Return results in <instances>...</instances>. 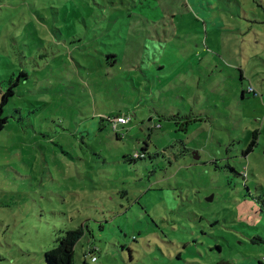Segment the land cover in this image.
<instances>
[{
  "label": "rangeland",
  "instance_id": "374dc122",
  "mask_svg": "<svg viewBox=\"0 0 264 264\" xmlns=\"http://www.w3.org/2000/svg\"><path fill=\"white\" fill-rule=\"evenodd\" d=\"M131 1L147 12L0 0V101L20 77L0 131V264H46L78 227L74 264L264 258V0ZM89 25L128 33L117 66L92 65ZM186 147L197 163L175 159Z\"/></svg>",
  "mask_w": 264,
  "mask_h": 264
},
{
  "label": "trees",
  "instance_id": "16d2710c",
  "mask_svg": "<svg viewBox=\"0 0 264 264\" xmlns=\"http://www.w3.org/2000/svg\"><path fill=\"white\" fill-rule=\"evenodd\" d=\"M120 1H121V4H124V0H120ZM140 3H141V5L137 4L136 2H132L130 0L129 7L136 8L137 10H140V12H141V10L144 12H147V10L143 9V6L146 7V4H143V2H140ZM119 9H120V7H119ZM128 15L132 16L133 15L132 11H130L128 13ZM159 28L161 30H164L163 26H161ZM103 31L104 30L102 28H100L97 31L94 26L89 25V33H88L87 39H85V41L82 42L83 43L82 48L93 44L94 53L97 56L93 57V60H91L92 65H94L97 62L98 66L101 65L102 63L103 64L109 63L108 64L109 66H117L119 64V61L122 60L121 53L124 52L123 46H124L125 40L127 39L126 36L128 35V33L123 28H118V30H116L114 34H110L108 29L104 32ZM166 32L167 31H165V33ZM149 34H150V36L155 35L152 33H149ZM121 43H122V48L120 51ZM102 46H104L106 48V50H103ZM82 48H80V49H82ZM66 52H67V50H66ZM119 52H121V53H119ZM89 56H91V54H89ZM75 62H76L75 65L79 64L82 67L84 66V64L87 65L86 63H82L81 61L75 60ZM145 64L150 66L151 72L153 74L157 73V71L154 70L153 66H156V69L164 67V65L160 64L159 62L147 63V61L143 60L139 63L138 67H133V68L138 69L141 72H144V71H142L141 66L145 65ZM21 75L25 76V78L29 77V73H27L26 71H22ZM154 78H155V81L157 80V81L161 82L160 81V75H154ZM189 78H190L189 76L185 77L187 82L189 81ZM10 83L11 84H10L9 88L3 93L2 99L0 101V131H2L6 127L7 123L9 122V116L5 114V107H6L7 103L9 102L10 97L14 96L16 94L15 88L20 85V77H18L17 79H15L14 77H11ZM242 93L245 96L246 91L243 90ZM121 114L122 113L117 114L116 116H119ZM253 134H254V140L251 141V143L247 149V153L252 151L255 144L257 143L256 138L258 135V131L257 130L254 131ZM142 149H143V151L147 150L146 146L143 147ZM199 153H201V151H199ZM173 155H174L175 159L178 157H180L182 159H186V157H188L189 163L192 162L190 164H193V162L197 163L200 160V159H198V160L195 159V157L193 155V149L187 148V147L183 150H179L178 153H177V150L174 151ZM134 156L136 158H133V159L136 160L137 158L146 157V154L144 152L142 154L137 152ZM169 160L172 161L171 159H169ZM171 163H173V162H171ZM83 234H84V228L83 227H78L77 229L67 230L64 235L59 237L58 246H56L52 249H49L45 252L44 256H45L46 264H74L75 247H76L77 243L80 241V239L82 238ZM92 252L94 253L95 249L92 250ZM85 255H87V252ZM259 264H264V258L259 260Z\"/></svg>",
  "mask_w": 264,
  "mask_h": 264
},
{
  "label": "built area",
  "instance_id": "2783aa9c",
  "mask_svg": "<svg viewBox=\"0 0 264 264\" xmlns=\"http://www.w3.org/2000/svg\"><path fill=\"white\" fill-rule=\"evenodd\" d=\"M249 90L250 91H254L253 87H249ZM110 120L112 121L113 123V126L114 128H118L119 125L121 126H126L129 122H131V116L127 115V114H121L119 116H114L112 118H110ZM157 125V124H156ZM157 126H161L160 125H157ZM92 260L96 261L97 260V257L96 256H92Z\"/></svg>",
  "mask_w": 264,
  "mask_h": 264
},
{
  "label": "water",
  "instance_id": "95a60500",
  "mask_svg": "<svg viewBox=\"0 0 264 264\" xmlns=\"http://www.w3.org/2000/svg\"><path fill=\"white\" fill-rule=\"evenodd\" d=\"M193 155H194V157H195V159H200V155H199V151L198 150H194L193 151Z\"/></svg>",
  "mask_w": 264,
  "mask_h": 264
},
{
  "label": "crops",
  "instance_id": "0c3cea01",
  "mask_svg": "<svg viewBox=\"0 0 264 264\" xmlns=\"http://www.w3.org/2000/svg\"><path fill=\"white\" fill-rule=\"evenodd\" d=\"M243 90H245V89H243ZM243 90H242V91H243ZM245 91L247 92V90H245ZM245 94H246V93H245ZM241 95H242V97H245L244 94H243L242 92H241Z\"/></svg>",
  "mask_w": 264,
  "mask_h": 264
},
{
  "label": "clouds",
  "instance_id": "9594fccd",
  "mask_svg": "<svg viewBox=\"0 0 264 264\" xmlns=\"http://www.w3.org/2000/svg\"><path fill=\"white\" fill-rule=\"evenodd\" d=\"M248 90H249V88H248ZM250 91V90H249ZM251 92H254V91H251ZM92 250H94L93 248H91V252H92ZM94 261V260H93Z\"/></svg>",
  "mask_w": 264,
  "mask_h": 264
}]
</instances>
